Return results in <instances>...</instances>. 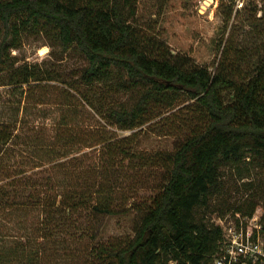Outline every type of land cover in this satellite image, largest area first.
I'll return each instance as SVG.
<instances>
[{"label": "trees", "instance_id": "obj_1", "mask_svg": "<svg viewBox=\"0 0 264 264\" xmlns=\"http://www.w3.org/2000/svg\"><path fill=\"white\" fill-rule=\"evenodd\" d=\"M139 1L0 0V87L11 86L23 96L43 81L67 84L52 67L16 65L13 51L24 39L44 37L84 64L78 76L87 88L81 93L84 104L74 97L63 119L80 116L82 105L97 122L80 132L65 124L27 127L20 107L13 118H0V217L18 207L43 209L48 219L50 212L114 217L138 210L135 235L98 246L97 264H213L223 231L210 225L206 214L251 216L264 193L256 190L229 203L224 181L227 175L243 179L264 171V56L240 81L227 67L235 56L232 45L225 49L223 67L197 65L136 23ZM232 12V7L223 12L226 23ZM121 94L126 101L112 100ZM183 98L191 102L186 132L172 151L148 153L137 146L136 133L119 137L109 129L135 131L157 119L149 130L172 123L173 117L163 114ZM148 163L163 171L156 194L142 209L137 201L129 205L135 193L118 197L116 171ZM250 183L246 191L254 189ZM53 229L46 225L42 238L49 239Z\"/></svg>", "mask_w": 264, "mask_h": 264}, {"label": "rangeland", "instance_id": "obj_2", "mask_svg": "<svg viewBox=\"0 0 264 264\" xmlns=\"http://www.w3.org/2000/svg\"><path fill=\"white\" fill-rule=\"evenodd\" d=\"M231 7L232 18L226 23L223 12L228 13ZM136 23L162 39L174 54L187 56L193 63L211 70L225 65V49L232 45L235 56H228L227 67L235 71L238 81L251 74L256 62L264 56V0H140ZM13 55L17 57V66L30 64L43 69L54 68L67 84L43 81L34 85L33 92L24 88L27 94L23 96L21 90L13 91L11 86L0 87V118H13L20 107L23 109L21 116L24 114L25 119L27 115V127L36 124L50 130L55 124H65L80 132L97 124L85 114L82 105L81 115L77 118L63 119L62 116L63 110L70 109L72 99L76 103L78 98L84 104L81 93H87V88L78 83L84 65L79 58L62 54L49 39L41 36L26 37ZM224 97L227 101L231 99L227 93ZM126 99L121 94L112 100ZM190 103L183 98L175 108L163 114L173 117L174 121L158 125L154 130H149V126L158 119L135 131L109 129L119 137L136 133L137 146L148 153L172 151L178 137L186 132V107ZM176 115L179 122L175 121ZM87 152L91 153V150L87 149ZM248 161L244 167H249ZM155 165L148 163L136 171L126 168L116 171L118 197L125 199L126 194L135 193L130 197L129 205L137 201L140 208L148 207L162 177V168ZM48 167L45 165L35 171L41 172ZM224 181L228 190L225 198L229 203L241 202L256 190L264 192V171L261 169L254 170L249 178L227 175ZM248 183L252 184V191H246ZM259 195L263 197L258 209L264 213V193ZM50 214L48 219L47 211L32 207L3 210L0 217V264H97L95 249L102 244L128 241L135 235L141 219L138 210L114 217L86 211ZM227 214L207 213L206 220L222 229L221 225L229 223L222 220L228 217ZM46 225L54 229L51 237L44 240L41 235Z\"/></svg>", "mask_w": 264, "mask_h": 264}, {"label": "built area", "instance_id": "obj_3", "mask_svg": "<svg viewBox=\"0 0 264 264\" xmlns=\"http://www.w3.org/2000/svg\"><path fill=\"white\" fill-rule=\"evenodd\" d=\"M221 225L223 242L213 264H264V213L242 217L230 212Z\"/></svg>", "mask_w": 264, "mask_h": 264}]
</instances>
